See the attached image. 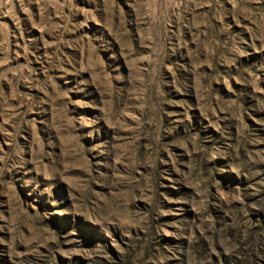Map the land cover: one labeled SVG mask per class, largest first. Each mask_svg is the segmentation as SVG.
<instances>
[{
	"label": "rangeland",
	"instance_id": "1",
	"mask_svg": "<svg viewBox=\"0 0 264 264\" xmlns=\"http://www.w3.org/2000/svg\"><path fill=\"white\" fill-rule=\"evenodd\" d=\"M0 264H264V0H0Z\"/></svg>",
	"mask_w": 264,
	"mask_h": 264
}]
</instances>
